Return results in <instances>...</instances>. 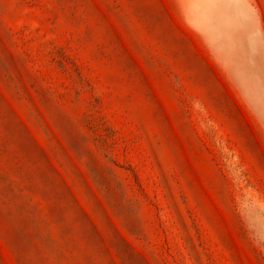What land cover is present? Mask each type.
<instances>
[{
  "label": "rangeland",
  "instance_id": "rangeland-1",
  "mask_svg": "<svg viewBox=\"0 0 264 264\" xmlns=\"http://www.w3.org/2000/svg\"><path fill=\"white\" fill-rule=\"evenodd\" d=\"M0 264H264V0H0Z\"/></svg>",
  "mask_w": 264,
  "mask_h": 264
}]
</instances>
